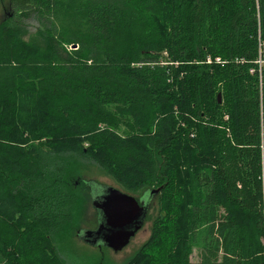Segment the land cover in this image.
<instances>
[{"label": "trees", "instance_id": "trees-1", "mask_svg": "<svg viewBox=\"0 0 264 264\" xmlns=\"http://www.w3.org/2000/svg\"><path fill=\"white\" fill-rule=\"evenodd\" d=\"M260 60L264 0H9L0 264L65 263L56 240L79 222L81 184L92 205L85 161L129 192L161 189L130 264L157 247L158 264H264Z\"/></svg>", "mask_w": 264, "mask_h": 264}, {"label": "rangeland", "instance_id": "rangeland-1", "mask_svg": "<svg viewBox=\"0 0 264 264\" xmlns=\"http://www.w3.org/2000/svg\"><path fill=\"white\" fill-rule=\"evenodd\" d=\"M8 2L9 0H0V22L3 21L4 17L7 15ZM27 25L29 27L25 40L28 42L34 40L38 41L39 24L37 21H28ZM262 65H264V62H261L260 66ZM77 173L79 180L84 179L86 181H95L96 183L114 187L138 198L141 197L144 192V190H140L135 193L127 191L110 175H108L104 169L91 161L81 163V165L77 168ZM81 186H83L82 189L77 191V193H79L82 197L76 199L77 205L79 206L78 208L81 210L78 214L80 215L79 222L74 224V232L71 235L72 237H61L56 240L57 245H55V248L57 249V254H59V256L63 259L65 262L64 264H130V262L137 258L138 252L147 243L151 236L152 226L160 214L158 201H156L155 205L152 206L144 228L132 240L130 245L122 252L114 254L108 249L99 250L97 248L87 246L85 243L77 239V229H95L97 226V215L95 210L92 208L91 201L89 199V191L84 185L81 184ZM151 252L155 256L153 264H158L163 261L164 254L161 248L157 247ZM147 255H150V252H147ZM145 259L146 256H141L138 260V264L145 263L143 262ZM199 259V252L198 250H195L194 255L192 256V261L198 262Z\"/></svg>", "mask_w": 264, "mask_h": 264}, {"label": "water", "instance_id": "water-1", "mask_svg": "<svg viewBox=\"0 0 264 264\" xmlns=\"http://www.w3.org/2000/svg\"><path fill=\"white\" fill-rule=\"evenodd\" d=\"M85 184L90 189L92 208L98 215V228H81L77 238L90 247H105L115 254L122 252L144 227L150 205L156 202L161 189L147 190L137 200L128 193L95 181L85 180Z\"/></svg>", "mask_w": 264, "mask_h": 264}, {"label": "flooded vegetation", "instance_id": "flooded-vegetation-1", "mask_svg": "<svg viewBox=\"0 0 264 264\" xmlns=\"http://www.w3.org/2000/svg\"><path fill=\"white\" fill-rule=\"evenodd\" d=\"M125 193H126V192H125ZM143 193H144V192H143ZM130 195H131V194H130ZM132 196H133V195H132ZM142 196H143V194H142ZM142 196H141V197H142ZM134 197H135V196H134ZM141 197H139V198H138V197H135V198H137V200H139ZM140 203H141V202H140ZM155 203H156V202H154V203H152V205H150L148 215H149V213H150V210H151L152 206L155 205ZM95 212H96V211H95ZM96 215H97V212H96ZM148 215H147V219H148ZM97 218H98V215H97ZM147 219H146V222H147ZM146 222H145V224H146ZM144 226H145V225H144ZM97 228H98V222H97V226H96L95 229H97ZM143 228H144V227H143ZM143 228H142V229H143ZM85 229H88V228H85ZM95 229H92V230H95ZM142 229H141V230H142ZM141 230H140V231H141ZM140 231H139V232H140ZM77 232H78V231H77ZM139 232H138V233H139ZM138 233H137V235H138ZM137 235H136V236H137ZM134 238H135V237H134ZM134 238H133V239H134ZM77 239H78V238H77ZM133 239H132V240H133ZM78 240H79V239H78ZM132 240H131V242H132ZM131 242H130V243H131ZM129 245H130V244H129ZM127 247H128V246H127ZM127 247H126V248H127ZM92 248H94V247H92ZM97 249H99V250H103V249H108V248L102 247V248H97ZM108 250H110V249H108ZM110 251H112V250H110ZM112 252H113V251H112ZM113 253H114V252H113ZM114 254H115V253H114Z\"/></svg>", "mask_w": 264, "mask_h": 264}, {"label": "built area", "instance_id": "built-area-1", "mask_svg": "<svg viewBox=\"0 0 264 264\" xmlns=\"http://www.w3.org/2000/svg\"><path fill=\"white\" fill-rule=\"evenodd\" d=\"M261 62H262V61L260 60V61H259V65L261 64Z\"/></svg>", "mask_w": 264, "mask_h": 264}]
</instances>
